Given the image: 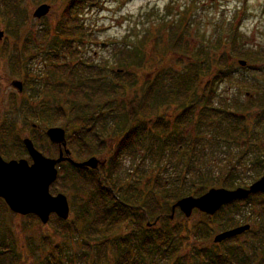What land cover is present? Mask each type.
<instances>
[{"label": "trees", "instance_id": "1", "mask_svg": "<svg viewBox=\"0 0 264 264\" xmlns=\"http://www.w3.org/2000/svg\"><path fill=\"white\" fill-rule=\"evenodd\" d=\"M96 1L69 0V6L61 16L57 31L63 47L59 49L61 51H53L52 55H47L43 64L45 68L41 78L43 82L31 87L29 97L23 98L22 101V109L34 112L27 118L28 120L34 123L40 121L50 127L64 128L67 132V145L76 144L80 151L76 153L79 158L85 156L89 159L100 155L106 149V139L111 136L109 134L120 133L118 141L110 148V156L106 158L105 164L99 167L98 172H84L68 163L58 166L57 177H60L61 167L65 166L81 175L90 174L93 183L90 185V190L84 192L88 195V201L84 205L86 209L83 219L92 220L90 228L87 231L86 227L78 229L75 225L72 227L77 231L76 236L81 240L83 248L86 243L93 240L99 242L103 239L105 245L102 249L110 247L109 244L112 243L113 248L120 247L122 251L115 253L119 254L115 264H251L252 262L264 264V258L259 255L261 253L257 248V242H264V232L261 236L260 233H247L253 235L251 250L248 247L245 249L241 247L246 244L245 241L235 245L234 240L206 248L208 243L204 241L209 238V233H212V220L218 226L227 227L226 230L237 226L230 219L219 217L222 212L233 209L236 205L234 203L225 206L213 217L201 214L203 220L194 231L178 223L170 226L171 220H169L171 206L183 197H198L206 189L209 190L214 186L228 190L242 187L235 185L238 179L234 165L235 162L239 164L245 159L244 153L252 155L250 163L259 173L264 171V146L260 143L264 137V98L258 100L252 98L248 105L238 101L216 104L215 99L218 96L215 85L220 81L221 75L230 72L226 73L228 67L225 69L223 61L217 58L215 64L219 65L220 70L210 73L209 65L213 64V62L208 63L210 56L203 53L202 48L201 53L195 54H191L186 49L182 43V35L188 26L185 27L182 14L174 23L166 21L158 24V30L165 25L171 41L168 42L169 50L181 57L186 56L189 60L187 66L177 74L170 70L163 72V68L157 76L140 88V96H135L127 102L121 100L125 89L135 84L134 74L128 73V69L133 66L132 64L140 61V52L130 50L125 58L120 52V57L110 64L113 65L112 67H109L103 63L93 61L89 63L86 59L78 58L79 53L73 51L71 46L73 37L84 35L77 19L79 15L73 16L72 11L84 7L91 8L95 6ZM0 8L2 9L0 18L5 19L3 10L7 8V4L2 0ZM232 29H237V26ZM236 35L234 31L228 43L231 46L232 58L246 60L247 63L262 61L246 50L237 51L236 48L241 46L237 44L240 38H236ZM0 52L5 53V49ZM24 55L21 60L18 58L11 60V70L22 79L24 85L30 86L32 83L29 82L35 78L29 76L24 67V63L29 60L28 55L25 53ZM203 62L208 64L203 66ZM206 74L210 78L203 83ZM41 97L46 100L43 101ZM34 102L39 103L38 107H33ZM160 105H174L180 108V112L174 117L173 135L171 139L166 137L156 146L154 142V145H147L145 142L147 136L152 139L157 136L159 138L169 131L167 121L159 113ZM37 108L39 109L36 113ZM193 124L197 128V134L194 136L189 134L187 137L185 134L187 130L183 129ZM35 126L37 127V124ZM4 131L5 128L0 127V139ZM208 137L214 139V145L224 142V148L229 151L228 143L242 137L243 144L239 150L241 153H238L234 164L231 163L229 168H226L224 176L213 175L209 170H205V173L193 172L192 165L197 164V152L201 150L202 144H207L205 141ZM15 141L18 151H24L20 140ZM52 146L54 153L57 154V147ZM141 150L149 154L146 157L149 161L148 166H143L145 160L140 159L131 173L125 177L119 176L117 171L122 156L129 153L135 156ZM168 153L171 160H166ZM167 169H170L174 175V180L166 174ZM161 174H165V177ZM260 177L261 174L253 176V182ZM79 187L82 191H86L83 186ZM254 201L255 205L259 201L260 212L264 215V194L252 195L246 202ZM0 205L6 210L1 200ZM91 211L95 213L92 214ZM89 214H91L90 218ZM175 214L182 216L177 211ZM52 217L63 225L67 224L54 215ZM28 218L38 221L32 215ZM89 220L83 222V225L89 223ZM183 220L185 223V219ZM125 226H132L137 231L141 230L143 235L137 238L134 234H129L128 237L116 234ZM65 232L67 235L70 234L66 229L63 230V234ZM186 235H192L194 240L185 249ZM2 246L0 255H6L9 249ZM101 250L100 253H95L98 259L92 264H100L104 258ZM183 251L188 253L183 254ZM85 254L74 260L72 256L62 257L57 249L55 253L49 252L42 264H78V262L86 264ZM16 263V257H11L7 264Z\"/></svg>", "mask_w": 264, "mask_h": 264}, {"label": "rangeland", "instance_id": "2", "mask_svg": "<svg viewBox=\"0 0 264 264\" xmlns=\"http://www.w3.org/2000/svg\"><path fill=\"white\" fill-rule=\"evenodd\" d=\"M2 1L7 4V8L3 10L5 19L0 18V30L3 32L0 50L5 49V53L0 52V127L5 128L0 139V155L6 162L24 159L31 164L25 149L18 151L15 141L20 140L22 143L23 139L29 138L34 147L45 157L55 159L58 152L57 154L54 153L53 144L44 136L45 131L50 126L44 125L40 121L34 123L28 120L27 118L34 112H29V109H22V101L23 98L29 97L31 87L43 82L41 81L45 72L43 64L47 55H52L53 51L59 52L61 51L59 49L63 47L62 39L58 37L57 31L61 16L69 6V0ZM42 4L48 5L50 10L45 17L37 20L32 15L35 9ZM0 10L2 9L0 8ZM72 14L73 16L79 15L77 19L84 34L82 37L75 36L72 38L71 46L73 51L79 53L78 58L86 59L89 63L93 61L112 67L113 65L110 64H113L114 60L120 57V52L123 54V58L129 54L130 50L140 52V61L132 64L133 66L128 69V73L134 74L133 79L136 81L132 87L125 89L120 98L123 101L127 102L135 96H140V88L146 85L148 80L157 76L163 68V72L170 70L177 74L187 66L189 60L186 56L181 57V55H176L169 50L168 42L171 43V41H169V33L166 32L165 25H162V28L158 30V24L166 21L174 23L182 14L185 27L188 26L182 35V43L186 49L191 54H195L201 53L202 48V52L210 56L208 63L213 62L209 65L210 73L220 70L219 65L215 64L217 58L223 61L225 69L228 67L226 73L230 72V74H224V72L226 77L221 75L220 81L215 85L218 96L215 99L216 104L238 101L248 105L252 98L256 100L264 98V0H97L95 6L72 11ZM69 24L71 25V22ZM234 31L237 33L236 38H240L237 44L242 48H236L237 51L246 50L257 58H261L262 61L247 63L246 60H242L246 62V65L240 66L238 64L240 59L232 58L231 46L228 43ZM24 53L29 58L24 63V67L28 71V75L35 79L29 82L32 83L30 86L23 83L22 93L19 94L12 83L23 81L12 72L11 60L13 58L21 60L25 56ZM208 63L203 62V66ZM221 68L223 71L222 66ZM209 78L210 76L206 74L203 77V83ZM41 98L43 101L46 100L44 97ZM38 105V102H34L33 107H38ZM160 107L159 113L167 121L169 131L159 138L157 135L154 139L147 136L145 140L147 145L154 142L156 146L166 137L171 139L173 135L174 117L180 112V108L174 105H160ZM38 109H34L36 113ZM31 124H37L38 128H32ZM183 130H187L185 131L187 137L189 134L191 136L197 134L195 124L189 125ZM109 135L111 136L106 139V149L96 156L99 157L100 161L110 156V148L120 137V133ZM213 141V138L208 137L205 141L207 144H202L201 150L197 152V164L192 165L193 172L205 173V170H209L213 172V175L224 176L226 168H229L231 163L234 164L238 153H241L239 150L243 144L242 137L228 143L230 151L224 148V142L220 145H214ZM260 143L264 146V137ZM68 149L74 160L88 159L85 156L79 158L80 156L76 154L79 151L76 144L68 146ZM228 151L229 154H227ZM244 154L246 157L239 162L240 166L236 162L234 165L238 179L235 181V185H240L242 188L251 185L253 176L256 174H261V176L264 174V171L259 173L258 169H255L250 163L252 155ZM148 155L145 150H141L135 156H132V153L122 156L117 174L125 177L134 170L140 159L145 160L142 165L147 167L149 161L146 157ZM166 160H171L169 153ZM194 161L196 162L195 159ZM159 172L163 173L161 170ZM166 172L170 175V179L174 180V175L170 169H167ZM161 176L165 177V174H161ZM91 184L93 183L90 174L81 175L72 172L65 166L61 167L60 177H57V180L50 186L49 193L52 196L63 194L67 198L70 210L65 225L53 217H50L47 224L42 225L39 220L14 214L6 205V210H3L0 205V247L4 245L9 249L6 255H0V264H7L11 257H16V264H42L48 253H55L57 249H59L62 257L72 256L74 260L86 253L84 255L86 264L94 263L98 259V255L96 256L95 253H100L105 245L104 240L89 241L83 248L81 240L76 236L77 231L72 228L73 225L77 229L86 227L87 231L90 228L92 220L83 219V213L86 209L84 205L88 201V195L84 192L90 190ZM79 186H83L86 191H82ZM219 187L221 186H214L213 188ZM207 191L206 189L203 194ZM259 207V201L256 205L255 201L253 203L238 202L234 206L235 209H228L222 212L219 217L230 219L237 227L249 225V232L260 233L259 236H261V233L264 232V215L260 212ZM91 213L94 214L95 212L91 211ZM90 217L91 214H89ZM183 219H185V223ZM88 220L89 223L84 226L83 222ZM202 220L201 213L196 211L188 219L175 214L170 221V226L178 223L185 225L186 229L194 231V228L201 224ZM64 229L70 234L67 235L66 232L63 234ZM226 229L227 227L218 226L212 220V233H209V238L204 241L208 243L206 247L212 246L213 238L225 232ZM116 234L126 235V237L129 234H134L138 238L143 235V232L137 231L132 226H125L119 229ZM186 238L187 246L185 249L194 240L192 235H186ZM109 245L110 247L107 246L101 250L104 258L100 264H115L117 256H119L115 253H122L120 247L113 248L112 243ZM263 247L259 248L264 255ZM187 253L188 251H183V254ZM78 264H83V262H78Z\"/></svg>", "mask_w": 264, "mask_h": 264}, {"label": "water", "instance_id": "3", "mask_svg": "<svg viewBox=\"0 0 264 264\" xmlns=\"http://www.w3.org/2000/svg\"><path fill=\"white\" fill-rule=\"evenodd\" d=\"M213 1V0H210ZM50 10L46 4L37 7L33 17L37 20L45 17ZM3 37L0 31V40ZM240 66H245L244 61H238ZM12 86L22 92V84L14 81ZM48 141L58 148V157L47 158L40 153L29 138L22 140L24 149L31 160L29 164L24 159L4 161L0 155V199L14 214L20 216H35L42 225L48 223L51 215L59 220L66 221L69 217V204L62 194L52 196L49 193L50 186L56 181L60 164L68 163L80 170H93L98 172L99 167L105 164L96 157H91L83 162H76L70 157L67 149L65 130L60 127H50L45 131ZM264 194V174L248 188H236L228 190L224 188H210L199 197L187 196L177 200L171 206L172 219L176 210L185 218H190L193 211L207 216L215 215L223 206L236 201L247 199L250 195ZM249 229L242 226L216 235L214 243H220L226 239L238 236Z\"/></svg>", "mask_w": 264, "mask_h": 264}, {"label": "flooded vegetation", "instance_id": "4", "mask_svg": "<svg viewBox=\"0 0 264 264\" xmlns=\"http://www.w3.org/2000/svg\"><path fill=\"white\" fill-rule=\"evenodd\" d=\"M34 13V12H33ZM33 16V15H32ZM36 19V18H35ZM40 20V19H39ZM1 31V30H0ZM3 33V32H2ZM3 38V37H2ZM2 40V39H1ZM19 82H21V81H19ZM21 84H22V87H23V83L21 82ZM18 92V91H17ZM19 93V92H18ZM22 93V92H21ZM21 93H19V94H21ZM31 127L32 128H38V126L36 127L35 125H33V124H31ZM58 150V149H57ZM106 160V158L103 160V161H105ZM75 161V160H74ZM83 161H85V160H83ZM83 161H76V162H83ZM64 164V163H63ZM75 168V167H74ZM77 169V168H76ZM81 171H84V172H91V171H93V170H81ZM2 201V200H1ZM245 226H249V225H245ZM238 227H242V226H238ZM237 226L236 227H234V228H231V229H228V230H232V229H235V228H238ZM249 229H250V226H249ZM249 229L247 230V231H245L244 233H242V234H240V235H238V236H235V237H232V238H229V239H226V240H224V241H222V242H220V243H214L213 242V245H212V247H214V246H218V245H220V244H222V243H224V242H226V241H228V240H230V241H232V240H234V243H235V245L237 244V243H240V242H243V241H245L246 242V244H244V245H242L241 247L242 248H249L250 250H251V248H252V238H253V236L251 237L249 234H247L248 232H249ZM228 230H225V231H228ZM258 236V235H257ZM264 242H257V248L259 249V253H261V250H260V248L259 247H263L261 244H263ZM259 246V247H258ZM211 247V246H210ZM207 248V247H206ZM209 248V247H208ZM264 248V247H263ZM260 256H262L263 258H264V255L261 253V254H259ZM251 264H259V263H257V262H252Z\"/></svg>", "mask_w": 264, "mask_h": 264}, {"label": "bare ground", "instance_id": "5", "mask_svg": "<svg viewBox=\"0 0 264 264\" xmlns=\"http://www.w3.org/2000/svg\"><path fill=\"white\" fill-rule=\"evenodd\" d=\"M58 169H59V167H58ZM63 195V194H62ZM65 196V195H64Z\"/></svg>", "mask_w": 264, "mask_h": 264}]
</instances>
